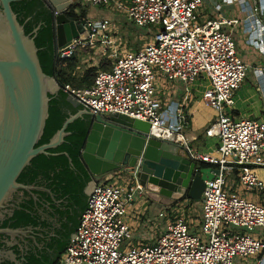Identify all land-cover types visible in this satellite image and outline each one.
Masks as SVG:
<instances>
[{"label": "built area", "instance_id": "obj_1", "mask_svg": "<svg viewBox=\"0 0 264 264\" xmlns=\"http://www.w3.org/2000/svg\"><path fill=\"white\" fill-rule=\"evenodd\" d=\"M84 1L113 6L134 27L154 33L151 42L137 51H115L111 68L99 70L91 86H65L70 97L95 116L125 115L150 124V135L186 147L194 160L210 166L211 176L205 180L198 229L175 215L155 243L136 246L125 245L132 238L128 211L150 192L136 181L134 170L111 175L113 179L98 184L89 197L76 233L57 264H236L238 260L264 264V181L256 172L264 169V121L238 120L231 112L250 69L227 30L240 21L221 13L206 18L204 0ZM221 9L217 6V12ZM263 16L264 7L255 1L245 25H262ZM84 21V33L59 50L60 59H70L96 41L104 52L112 48L115 31L110 21ZM251 30L256 31V26ZM249 43L262 48L264 33L251 37ZM255 73L261 78L264 69ZM202 82L208 86L203 101L216 113L206 135L217 138L219 146L213 153L198 155L181 135V109L172 112L165 106L161 87L182 85L189 94ZM167 113L172 120L165 118ZM253 193L262 196V202L246 199V194Z\"/></svg>", "mask_w": 264, "mask_h": 264}, {"label": "water", "instance_id": "obj_2", "mask_svg": "<svg viewBox=\"0 0 264 264\" xmlns=\"http://www.w3.org/2000/svg\"><path fill=\"white\" fill-rule=\"evenodd\" d=\"M19 1L22 0H0V210L13 199L15 194L11 191L34 189L17 182L23 170L38 155H48L49 150L62 145L68 125L85 116L91 119L81 153L91 176L85 189L88 197L106 176L130 169L136 171V181L152 194L172 201L187 198L200 202L205 180L199 162L183 145L150 135V124L141 120L117 114L95 116L70 97L75 105L84 108L70 115L49 144L36 148L49 114L50 95L58 94L60 87L43 72L34 38L25 34L12 10L11 4ZM45 1L55 15L58 48L64 49L84 33L85 21L74 22L66 16L73 0ZM67 206L56 208L66 212ZM7 213V210L0 212V219ZM46 220L49 224L46 231L0 229L5 244L0 249V264H23L22 257L28 253L29 245L46 252V242L38 244V240L50 242L60 237V232L76 230L73 224L56 215L47 216ZM44 233L47 239L43 238ZM47 253L57 256L56 250Z\"/></svg>", "mask_w": 264, "mask_h": 264}, {"label": "trees", "instance_id": "obj_3", "mask_svg": "<svg viewBox=\"0 0 264 264\" xmlns=\"http://www.w3.org/2000/svg\"><path fill=\"white\" fill-rule=\"evenodd\" d=\"M11 7L20 25L23 26L25 34L34 38L43 72L54 78L60 87L58 94L50 95L49 114L36 145L38 148L49 144L70 115H75L84 108L81 105H75L70 100V93L65 90V86L76 89L89 87L93 84L99 69L95 67L83 69L82 59L78 53L70 59L59 58L60 49L56 40L55 15L45 6L43 0H22L12 3ZM66 16L78 21L86 19L85 12L79 16L74 8H71ZM37 28L39 29L35 32ZM132 50L137 51L138 49ZM90 128V117L77 119L68 125L67 135L62 145L49 150L48 155H38L30 162L17 182L34 189L32 191L23 189L11 191L15 194L13 199L7 201L9 204L4 205V208L0 210V212H5V210L8 212L4 219H0V229L46 231L49 227L47 216L56 215L70 225L73 224L74 229L77 230L89 200L85 189L91 181V176L81 160V153ZM202 166L203 168L209 167L205 163ZM185 199L187 198H183L182 201ZM58 202L68 205L66 212L56 208L57 205L62 206ZM71 230L60 232V237L50 242L43 241V239L38 240V244L46 242V252L37 251L29 245L28 253L22 257L23 264H57L71 241ZM2 238L3 235H0V249L5 248V244L1 241ZM43 238L47 239V234L43 235ZM51 250H56V257L52 255L51 257L47 253ZM16 251L19 252L18 247Z\"/></svg>", "mask_w": 264, "mask_h": 264}, {"label": "crops", "instance_id": "obj_4", "mask_svg": "<svg viewBox=\"0 0 264 264\" xmlns=\"http://www.w3.org/2000/svg\"><path fill=\"white\" fill-rule=\"evenodd\" d=\"M246 1V4L242 5L236 0L230 4L223 3V0H204V15L206 18H214L217 17L219 13H221V16L225 18L237 19L240 21L239 25L232 28H227V30L232 34L237 46H239L238 48L240 50V55L249 65L250 69L247 79L236 93L235 107L231 112L232 115L238 120L264 121V76L258 78L255 73V71L258 69H264V46L262 48L260 47L259 49L252 45V43H249L251 37L254 39V37H258L264 33V16L263 23H261L262 25H245V21L248 19V12L250 7L253 6L254 2L258 1L263 7L264 4L262 0ZM220 5L222 9L219 11L221 12H217V6ZM253 26H256V31L252 32L251 27ZM87 47L90 48V50L97 47V49L103 50L100 41H96L93 45ZM101 67L103 70H109L111 68L104 67L103 65H101ZM207 87L208 86L206 83L204 85L202 83H197L193 87V90L191 88L192 91L189 94L185 92V89L182 85L173 84L161 87V95L165 106H167L172 112L175 111L173 108L177 109V107H179L181 109V119L184 123V127L181 130V135L184 138L185 144H187L190 149H192L198 155L213 153V151L219 146V141L217 138H208L206 135V130L214 122L216 116V113L205 104L202 98L203 92ZM164 116L168 120H172L173 118L168 113ZM202 164L203 163L199 162L202 177L204 170L208 171V177H210V166L208 168H203ZM130 171V169H123L116 173L126 175ZM256 172L264 181V169H258ZM248 195L251 196V201L255 202L257 200L262 202L263 200V197L260 195ZM173 203H175L174 207L171 206ZM187 203L192 207L196 206V202L192 203L188 199L183 201L182 199L180 201H172L152 193L144 196L139 200V202L136 201V203L128 211L127 223L132 231V238L126 241L125 245L141 246L155 243L168 223V220L175 217L177 214L176 212L177 210H180V207L187 208ZM198 204L200 212V224L202 203L199 202ZM160 214L168 215L169 218H161ZM75 233L76 230L71 232L70 239H72ZM241 264H243L242 261Z\"/></svg>", "mask_w": 264, "mask_h": 264}, {"label": "rangeland", "instance_id": "obj_5", "mask_svg": "<svg viewBox=\"0 0 264 264\" xmlns=\"http://www.w3.org/2000/svg\"><path fill=\"white\" fill-rule=\"evenodd\" d=\"M264 4V0H262ZM71 8H74V11L77 15H81V13H86V19L90 20H108L112 24V30L117 31L114 32L115 34H111L112 36V42H115V44H112V48L104 52L102 49L99 50L97 48H93L90 50V48H80L78 54L82 59V65L81 67L83 69L89 68V67H95L99 70H103L101 68V65L104 67H110L113 63V53L116 51L117 54L124 53L127 49L128 51H131V49H141L145 45L149 44L152 40L153 31L150 29H143L140 30L134 25L129 22V20L120 12H116L112 7L109 6H94V5H88L85 3L84 0H73ZM239 47V46H238ZM83 49V50H82ZM239 50V48H238ZM240 51V50H239ZM105 54V55H104ZM206 83V82H205ZM202 82V84H205ZM169 88V87H168ZM203 88V87H202ZM170 89V88H169ZM113 179V176L108 175L105 177V179L102 181V184H105L106 182H109ZM203 179H208V171H203ZM255 194V193H253ZM252 195V194H251ZM246 199L252 200L251 196L246 194ZM139 202V200H137ZM259 202V201H255ZM199 202H196V206H190V204L187 203V208L180 207V210H177V214L179 217L185 218V220L191 225V227L195 230L199 225ZM175 203L171 204V206L174 207ZM186 205V204H185ZM198 229V228H197ZM254 234V233H253ZM128 241V240H127ZM128 247V246H127ZM236 264H241V261H237Z\"/></svg>", "mask_w": 264, "mask_h": 264}, {"label": "flooded vegetation", "instance_id": "obj_6", "mask_svg": "<svg viewBox=\"0 0 264 264\" xmlns=\"http://www.w3.org/2000/svg\"><path fill=\"white\" fill-rule=\"evenodd\" d=\"M44 1V3H45V6L47 7V8H49L50 9V7H49V2L48 1H45V0H43ZM71 9V8H70ZM70 20H72V21H74V22H78V20L77 19H70Z\"/></svg>", "mask_w": 264, "mask_h": 264}, {"label": "bare ground", "instance_id": "obj_7", "mask_svg": "<svg viewBox=\"0 0 264 264\" xmlns=\"http://www.w3.org/2000/svg\"><path fill=\"white\" fill-rule=\"evenodd\" d=\"M154 133H155L156 135H159V131H158V129H154ZM170 138H171V136H170Z\"/></svg>", "mask_w": 264, "mask_h": 264}]
</instances>
